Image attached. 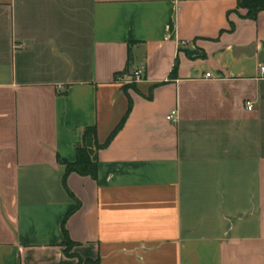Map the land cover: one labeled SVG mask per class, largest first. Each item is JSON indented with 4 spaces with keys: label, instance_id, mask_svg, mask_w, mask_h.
<instances>
[{
    "label": "crops",
    "instance_id": "1",
    "mask_svg": "<svg viewBox=\"0 0 264 264\" xmlns=\"http://www.w3.org/2000/svg\"><path fill=\"white\" fill-rule=\"evenodd\" d=\"M236 7L0 0V264H264V10ZM126 115L72 197L58 158Z\"/></svg>",
    "mask_w": 264,
    "mask_h": 264
},
{
    "label": "trees",
    "instance_id": "2",
    "mask_svg": "<svg viewBox=\"0 0 264 264\" xmlns=\"http://www.w3.org/2000/svg\"><path fill=\"white\" fill-rule=\"evenodd\" d=\"M239 9H245L246 13L242 15L245 18L256 19L259 12L264 10V0H237L236 11ZM127 115L120 121L116 128L111 132L109 138L104 144L99 143L98 133L96 126L86 127L80 140L77 145V158L75 161H68L64 158L59 157L58 161L61 165L64 166V175H63V184L69 194L74 197L73 193L68 187L67 178L71 173H77L83 176H91L92 178H97L98 171V154L99 151L107 147L117 132L125 124ZM69 214L66 215L62 221V230L66 238L67 250L69 251L73 245L72 240L70 239L69 233L66 228V221ZM91 262L87 260L84 264ZM82 264V263H79Z\"/></svg>",
    "mask_w": 264,
    "mask_h": 264
},
{
    "label": "built area",
    "instance_id": "3",
    "mask_svg": "<svg viewBox=\"0 0 264 264\" xmlns=\"http://www.w3.org/2000/svg\"><path fill=\"white\" fill-rule=\"evenodd\" d=\"M262 71L264 72V67H262ZM211 74L210 73H206V77H210ZM142 77V71L141 70H137L134 72V76L132 79H129L128 82H133V81H137L140 80ZM117 80L119 81H124V78L122 77V75H118ZM246 107L248 110H253L254 108V103L252 101H248L246 102ZM167 119L170 121H176L177 120V110H172L168 115H167Z\"/></svg>",
    "mask_w": 264,
    "mask_h": 264
}]
</instances>
